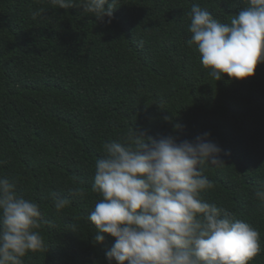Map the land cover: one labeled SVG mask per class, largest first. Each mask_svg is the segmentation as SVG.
I'll return each instance as SVG.
<instances>
[{"label":"trees","instance_id":"trees-1","mask_svg":"<svg viewBox=\"0 0 264 264\" xmlns=\"http://www.w3.org/2000/svg\"><path fill=\"white\" fill-rule=\"evenodd\" d=\"M193 4L225 23L243 6L119 0L106 23L49 0H0V176L43 217L45 248L24 264H109L115 238L94 242L87 219L101 198L95 162L133 130L177 142L210 134L224 165L206 168L214 188L202 196L258 230L262 250L250 264H264V202L254 195L264 182V63L243 80L215 81L187 43ZM52 193L70 204L57 211Z\"/></svg>","mask_w":264,"mask_h":264},{"label":"clouds","instance_id":"clouds-1","mask_svg":"<svg viewBox=\"0 0 264 264\" xmlns=\"http://www.w3.org/2000/svg\"><path fill=\"white\" fill-rule=\"evenodd\" d=\"M49 2L111 23L119 0ZM240 3L227 23L197 4L188 13L187 43L196 46L202 67L215 81L224 74L243 80L264 63V0ZM40 14L34 11L33 19ZM209 135L177 142L171 135L155 139L133 130L104 145L92 184L101 198L87 219L96 229L94 242L102 243L104 234L115 238L106 251L109 264H250L261 252L254 226L202 196L214 188L206 168L224 165L220 147L205 139ZM70 194L83 196L78 188ZM51 195L57 211L70 204L68 197ZM254 195L264 202V182ZM42 219L38 203L18 195L14 179L0 176V264H24L27 253L44 250L38 231Z\"/></svg>","mask_w":264,"mask_h":264}]
</instances>
